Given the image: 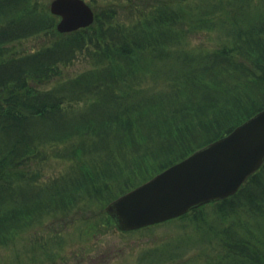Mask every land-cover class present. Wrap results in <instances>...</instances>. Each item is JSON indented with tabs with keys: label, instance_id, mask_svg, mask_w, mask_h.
<instances>
[{
	"label": "trees",
	"instance_id": "16d2710c",
	"mask_svg": "<svg viewBox=\"0 0 264 264\" xmlns=\"http://www.w3.org/2000/svg\"><path fill=\"white\" fill-rule=\"evenodd\" d=\"M137 1L60 33L46 3L0 0V246L54 209L106 202L264 107V0ZM200 31L221 36L190 47ZM79 56L89 67L63 74ZM53 159L59 172L45 178ZM177 219L189 231L169 264H264V162Z\"/></svg>",
	"mask_w": 264,
	"mask_h": 264
},
{
	"label": "water",
	"instance_id": "95a60500",
	"mask_svg": "<svg viewBox=\"0 0 264 264\" xmlns=\"http://www.w3.org/2000/svg\"><path fill=\"white\" fill-rule=\"evenodd\" d=\"M57 29L70 31L93 21L84 0H52ZM264 161V108L228 134L198 148L107 205L123 228H136L186 213L235 193Z\"/></svg>",
	"mask_w": 264,
	"mask_h": 264
},
{
	"label": "rangeland",
	"instance_id": "374dc122",
	"mask_svg": "<svg viewBox=\"0 0 264 264\" xmlns=\"http://www.w3.org/2000/svg\"><path fill=\"white\" fill-rule=\"evenodd\" d=\"M49 1L50 0H39L40 3H46V6H48ZM87 1L91 3L93 9L94 7L96 8L107 4H113L119 7V9H122V6H128L137 0H87ZM136 3H138V1ZM219 36L221 35L217 31H200L197 34H190L189 36L190 41L188 45L190 47H203V48L213 47L217 43ZM48 42L49 40L45 36H42V37H34L29 40L18 41L15 42L14 45L20 48L21 47L33 48ZM88 67H89L88 61H86V59L83 58L82 56H79L73 64L63 69V74L68 76L71 75L73 76ZM43 167L46 178V176L47 177L52 175L54 176L59 172L60 163L54 159L48 160L43 164ZM133 186L135 185L132 186L124 185L122 186V189L119 191V193ZM119 193L115 195H110L108 198H112L118 195ZM78 202L82 203L81 207L84 206L87 207L86 210H84L82 213L79 214L81 217H91L94 216L95 214L100 213L99 211L102 210L101 207L103 204L101 203L99 204L92 200H90L87 203L86 201L82 202L81 200ZM92 203H95L99 206L96 208H94L96 205H92L91 207H89L88 205H91ZM59 217L61 216H59L58 214H53L41 218L39 222H36L35 224L36 226L30 228L27 231L26 230L20 231L19 235L17 236L14 242L5 243L1 245L0 264H22V263L24 264L27 261V258L29 259V256L26 252H23V246L29 247L30 243H32V240L35 237V234L37 235V232L40 234L46 233L47 235L53 229L52 226H54L59 221ZM184 231L188 232L189 228H182L180 220L173 219L165 223H162L154 228L145 229L143 232L146 233L139 237L138 235L140 233H133L129 236L123 235L121 237L117 235L109 234L104 238V241H107V243L104 246H102V248L103 249L110 248V246L114 242H118L119 244L117 246H112V247L118 248L122 246V249L118 250L119 253H115L116 251L110 252L108 255V259L113 258V260L109 262H105V264H145L144 260L140 257L139 252L141 250H144L146 247H153V246L154 247L158 246L159 250L158 252H156V254H154L155 256L153 257V260L149 261L150 264L151 263L169 264L165 261L166 259L161 260V257L165 256L167 253L171 254V253L179 252L181 247H179L178 244L180 243V238L183 237ZM126 237L129 238L125 240ZM132 237H135L137 240H131ZM143 237H147V238H143ZM131 243H135L136 246ZM193 249L194 250L189 249L185 252L184 259L188 258L189 256H193L197 252V250H195L197 248H193ZM178 260H182V257L181 256L178 257Z\"/></svg>",
	"mask_w": 264,
	"mask_h": 264
},
{
	"label": "flooded vegetation",
	"instance_id": "af4514ba",
	"mask_svg": "<svg viewBox=\"0 0 264 264\" xmlns=\"http://www.w3.org/2000/svg\"><path fill=\"white\" fill-rule=\"evenodd\" d=\"M78 201L71 208L56 211V214L61 217H59V221L52 226L53 229L47 235L46 233L40 234L37 232L30 246H23V252H26L29 256V259L27 258L24 264H105V262L113 260V258L108 259L110 252L116 251L115 253H119L118 250L122 249V246L118 248L112 247L117 246L118 242H114L110 248L103 249L102 246L107 243V241H104L107 235L111 234L121 237L123 235L129 236L133 233H140L139 237L146 233L143 232L145 229L154 228L175 219L138 228L124 229L120 228L115 219L106 211V205L110 201V198L106 202L101 203L103 205L101 207L102 210L99 211L100 213L91 217H81L79 215L87 207H81L82 203ZM92 205H96L94 208L99 206L95 203L88 206L91 207ZM128 238L126 237L125 240ZM131 240L137 239L132 237ZM131 244L136 246L135 243ZM146 248L141 250L139 255L145 264H150L149 261L153 260L154 254L158 252L159 248L158 246ZM162 259L164 260L165 258L161 257Z\"/></svg>",
	"mask_w": 264,
	"mask_h": 264
}]
</instances>
